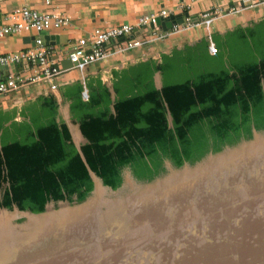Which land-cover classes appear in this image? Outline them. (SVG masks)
I'll return each instance as SVG.
<instances>
[{"label":"trees","instance_id":"16d2710c","mask_svg":"<svg viewBox=\"0 0 264 264\" xmlns=\"http://www.w3.org/2000/svg\"><path fill=\"white\" fill-rule=\"evenodd\" d=\"M214 42L215 54L203 39L175 47L160 62L116 70L114 102L99 79L87 81L88 99L79 82L64 92L87 138L82 152L69 125L57 119L54 94L21 110L0 107V208L42 212L50 202H82L94 188L90 169L117 189L127 170L150 181L167 171V160L193 164L263 131L264 21L214 35ZM18 111L22 120L15 119Z\"/></svg>","mask_w":264,"mask_h":264},{"label":"water","instance_id":"95a60500","mask_svg":"<svg viewBox=\"0 0 264 264\" xmlns=\"http://www.w3.org/2000/svg\"><path fill=\"white\" fill-rule=\"evenodd\" d=\"M166 166L144 182L127 170L117 189L89 168L94 188L82 202L1 208L0 264H264V130L193 164Z\"/></svg>","mask_w":264,"mask_h":264},{"label":"crops","instance_id":"0c3cea01","mask_svg":"<svg viewBox=\"0 0 264 264\" xmlns=\"http://www.w3.org/2000/svg\"><path fill=\"white\" fill-rule=\"evenodd\" d=\"M237 0H52L47 5L44 0H0V13H8L18 7L27 6L37 9L41 12H56L70 18L67 25L60 27H51L41 33L48 45L54 47V59L63 60L67 58L72 45L81 37L91 35L94 28H108L113 25L123 23H137L142 15L157 12L166 9L170 15L177 17H186L190 15L194 20L201 17L202 13L214 7H228L235 4ZM241 2V1H240ZM245 7L236 12L225 14L216 19L211 26L210 31L205 27H197L191 30H185L180 33L171 34L169 37L151 42L149 46L139 47L135 50H122V41H114L109 44L110 54L85 69L70 68L58 78L55 79L56 89H52L50 83L46 81L35 82L22 87L19 91L0 95V107L4 110H10L17 107L21 110L28 103H37L49 94H54L59 104L58 120L65 121L70 129L71 103L72 101L64 97V92L76 83L83 84V92L89 89L87 81L91 79L94 83L101 80L109 87L113 102L116 99V91L113 84V75L116 70H122L130 65H135L139 61L155 58L158 62L162 59V54L171 53L174 48H184L191 41L206 40V37L221 35L225 38L230 32L237 28L250 29L259 26L264 21V4L247 7L248 0H242ZM259 28V27H258ZM39 34L35 31L11 33L0 37V54L22 51L28 48L35 49L36 43L33 39ZM139 31L130 34L131 37L138 36ZM195 42V43H196ZM215 43V42H214ZM210 51V50H209ZM211 53V52H210ZM213 54V53H212ZM8 69L0 65V79L4 80L10 75H18L28 78L34 73L35 68L27 65L25 62H19L15 65L10 64ZM160 78V84L158 83ZM0 80V81H1ZM155 83L157 87L162 86L161 72L155 74ZM115 98H113V92ZM113 105V104H112ZM24 117L17 112L16 120H22ZM9 121L7 125H10ZM79 124V123H78ZM80 125V124H79ZM72 131V129H71ZM1 145V142H0Z\"/></svg>","mask_w":264,"mask_h":264},{"label":"built area","instance_id":"2783aa9c","mask_svg":"<svg viewBox=\"0 0 264 264\" xmlns=\"http://www.w3.org/2000/svg\"><path fill=\"white\" fill-rule=\"evenodd\" d=\"M47 5L52 0H44ZM241 1V2H240ZM264 4V0H248L247 7H254ZM245 5L242 0L228 7H214L202 13L201 17L194 20L190 15L183 18L182 22H174L173 25L164 29L158 21L167 18L170 12L166 9L152 12L139 17L137 23H123L108 28L96 27L93 33L81 37L69 51L67 58L73 66L71 68L85 69L91 64L106 58L110 54L109 44L123 39L122 50L132 51L139 47L149 46L155 40L169 37L171 34L180 33L197 27H205L210 31L212 23L219 17L236 13L242 10ZM70 18L56 12H41L27 6L18 7L8 13H0V37L11 33L33 32L39 35L35 38L36 48H28L22 51L0 54V65H10L25 62L32 65L35 70L28 78L18 75H10L0 81V95L13 91H19L22 87L35 82L46 81L52 89L57 88L55 79L68 69L57 67L62 60L54 59V47L46 44L45 38L40 36L45 30L51 27L67 25ZM139 31V35L131 37L130 34ZM209 50L215 54L218 50L216 44L211 41ZM64 60V59H63ZM87 98V96H85Z\"/></svg>","mask_w":264,"mask_h":264},{"label":"rangeland","instance_id":"374dc122","mask_svg":"<svg viewBox=\"0 0 264 264\" xmlns=\"http://www.w3.org/2000/svg\"><path fill=\"white\" fill-rule=\"evenodd\" d=\"M158 83L160 84V78L157 79ZM70 125H71V129H72V136H73V140L76 144V146H80L81 144H83L85 142L84 138L82 137V135L79 132L78 129V122L75 121L73 118L70 119ZM54 202H51L50 204H53ZM1 209V208H0Z\"/></svg>","mask_w":264,"mask_h":264},{"label":"bare ground","instance_id":"6f19581e","mask_svg":"<svg viewBox=\"0 0 264 264\" xmlns=\"http://www.w3.org/2000/svg\"><path fill=\"white\" fill-rule=\"evenodd\" d=\"M103 190H105L104 187L100 186L98 192L103 191Z\"/></svg>","mask_w":264,"mask_h":264}]
</instances>
